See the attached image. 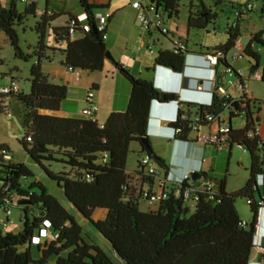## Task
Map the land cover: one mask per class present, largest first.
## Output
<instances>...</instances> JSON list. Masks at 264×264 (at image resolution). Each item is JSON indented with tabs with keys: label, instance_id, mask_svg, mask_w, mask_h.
Listing matches in <instances>:
<instances>
[{
	"label": "trees",
	"instance_id": "1",
	"mask_svg": "<svg viewBox=\"0 0 264 264\" xmlns=\"http://www.w3.org/2000/svg\"><path fill=\"white\" fill-rule=\"evenodd\" d=\"M179 1L147 0L168 20L178 19ZM251 1L242 4L236 0H190L187 29L200 31L214 26L215 30L224 24L227 39L211 51L227 56L240 36V11L247 4L252 5ZM255 1L260 3L259 14L264 19V0ZM38 2L8 0L3 4L0 0V33L13 48L16 59L34 61L29 69V93L20 90L0 93V113L5 112L9 99L22 105L24 135L20 146L30 162L62 191L69 206L88 225L89 232L47 192L25 164L12 163L8 149L0 146V209L5 212L17 208L22 218V228L16 234L3 232L7 219L0 223V264H47L51 260L55 264H251L259 212L264 211V142L255 131L261 103L247 97L240 73L226 59L219 60L215 68L217 85H220V70L229 68V77H234L241 87L236 91L237 97L214 93L210 105L178 102L179 113L169 127L179 130L174 140L187 144L192 143L193 125L206 128L210 126L209 116H224L229 127L227 151L237 146L250 158L245 185L227 193L226 181L222 179L215 190L196 189V184L207 179L206 173L199 172L195 180L189 175L181 183L169 182L162 187L166 198L149 205L141 197L142 190L145 187L153 190L151 183L156 179L145 175L141 159L155 156L159 162L152 160L157 168L162 171L166 167L153 152L150 141L147 140V147L141 141L146 136L149 106L153 101H176L177 96L164 94L161 99L152 81L134 78L121 68L120 74L130 86L123 112L110 113L102 126L97 124L95 115L85 119L52 115L66 99L68 88L53 84L43 73L41 64L51 62L53 53L59 52L63 57L61 65L68 71L101 72L106 60V38L103 39L106 27L102 33L96 30L95 15L105 6L91 0H76L81 15L86 16L84 22H78V16L68 15L64 25L52 26L59 16L49 9L37 15ZM29 18L35 21L32 30L37 42L29 48V53H24L18 46L16 29L23 27ZM83 23L89 26L88 32L82 30ZM154 31L167 35L158 29ZM262 35L263 32L252 35L242 50V57L248 59V77L260 68ZM185 54L187 49L176 51L173 46L168 51H159L153 70L180 72ZM260 82L264 84V66L260 70ZM237 118L244 121L242 127H233L232 121ZM132 143L138 144L139 153L144 155L137 168L129 172L126 161ZM52 164L60 165L61 169L51 170ZM186 192L189 194L185 199ZM237 199H246L250 221L240 219L235 207ZM140 201L148 205L146 211L139 209ZM190 208L192 213L188 215ZM98 211L103 213V218L94 220L93 215ZM43 230L55 238L40 237ZM89 234L104 242L107 253ZM37 237L40 239L34 243Z\"/></svg>",
	"mask_w": 264,
	"mask_h": 264
},
{
	"label": "crops",
	"instance_id": "2",
	"mask_svg": "<svg viewBox=\"0 0 264 264\" xmlns=\"http://www.w3.org/2000/svg\"><path fill=\"white\" fill-rule=\"evenodd\" d=\"M93 3L98 5H103L105 8L101 10L103 13H107L109 15V19L107 20L106 26V40L105 46L107 51L111 54L112 58L115 60V63L119 65L122 69L127 71L134 78H139L146 81L153 80V67L154 60L156 56L152 53L153 47H156L157 53L159 51H168L172 48L174 42H181L184 44L188 53L193 56L187 59V65L189 66H197L200 69H188V76L193 78V80L185 79L182 82H179V78L173 77V75L168 72H159L157 77V84L162 88L163 91H172V92H180L181 87L193 89L195 81L194 79H208L210 77V73L205 71L206 67L200 56L204 54L212 53L213 51L206 49L202 50V46L198 50H192L189 47V35L190 31L187 29V15L186 17L180 21L177 20H168L164 16H162L163 24L165 29L167 30V35L163 36L157 31H154L153 28L148 30H143L137 19V11L131 7V3L134 0H91ZM39 3V2H38ZM113 5V6H112ZM38 6V4H37ZM45 9H49L53 11L56 15H70V16H80L81 10L76 2L73 7L69 8L67 5H61L56 3L54 0H46L43 9H37V15L43 12ZM253 12V8L251 10ZM250 11V12H251ZM257 13V12H256ZM248 12L246 15L240 20L241 22H247ZM259 23H261L262 18L260 14L256 15V19ZM67 21V19H66ZM65 21V23H66ZM64 23V24H65ZM63 24V25H64ZM62 26V25H59ZM240 27V25H239ZM240 32V28H239ZM263 32L261 40L264 41V28L259 30L258 32L246 33L243 35V43L242 41H236L234 49H236L240 53L245 45L250 41L251 36ZM241 36V34H240ZM239 36V37H240ZM151 47V52L148 48ZM261 53H264V50H260ZM55 53H53L52 57ZM235 55V54H234ZM55 57V56H54ZM52 58L51 62H43L41 64V69L45 75H47L48 79L53 84L65 85L68 88V94L66 99L60 105V108L57 112L52 113V115L60 118H75V119H85L84 110L86 108V89L79 86L77 82L81 79V76L76 74V71H68L61 65V61L63 60L62 55L60 54V58H57L54 61ZM232 60V56L230 58ZM228 57L226 56V61L229 63ZM108 62V65L107 63ZM231 66V65H230ZM118 66L110 60H105L102 71L106 70L107 74L110 75L111 80L115 81V88L112 91L113 96L110 99V110L112 112H123L127 106L129 94H130V86L128 82L121 76V70L117 69ZM232 67V66H231ZM249 67V65H248ZM233 68V67H232ZM234 69V68H233ZM235 70V69H234ZM101 71V72H102ZM242 76L245 84V80L251 79L254 82H260V73H257L248 77L244 75V73L239 72ZM199 80L197 83L202 85L203 91H207L209 84L205 81ZM250 81V80H249ZM227 83V85H226ZM255 83L249 82L247 83L246 90L247 95L252 101L260 102V110L257 114L258 117V126L259 133L258 136L264 142V88H257L254 86ZM225 85L227 87H225ZM246 85V84H245ZM95 87L94 91L97 93L98 98L94 100L97 111L95 113V120L100 112L101 107V97H100V84L96 82L90 83V88ZM220 87L223 91L230 94L232 97H237L234 94V89L229 85L228 81L226 82V77H224L223 81L220 82ZM89 88V87H88ZM87 88V89H88ZM89 90V89H88ZM183 96L185 99L194 100L199 104H208L209 96L205 93H192L189 91H183ZM95 98V97H94ZM80 109V112H79ZM151 115L154 120H150V129L148 134H156L160 137H150V139L160 140V142L165 143L166 149L163 151V156L157 153L155 149L152 150L155 155L161 160H163L166 165L164 169L161 171L162 176L165 178L169 173V177L172 180H177L183 178L186 174L199 171L206 173L207 180L212 182L214 188L218 187V182L212 180L210 178V173L213 171V160L207 158L209 156L206 147L214 148L209 145H204L200 143H181L175 142L169 139V131L167 130L168 123L173 121L174 119V109L171 105H156L153 104L151 107ZM97 122V121H96ZM239 128V127H238ZM149 139V141H150ZM201 145V146H200ZM231 151V150H230ZM230 151L228 153L230 154ZM217 152V151H215ZM157 181L152 180V188L153 190H157ZM73 211V215L76 221L83 225V229L85 232H89L88 225L85 221L71 208ZM103 218V213L98 211L93 215L94 220H100ZM264 218V212L261 214L259 219L260 225L264 224L262 221ZM260 232H262L260 230ZM264 232V231H263ZM261 235V233H259ZM96 238V237H95ZM259 241V237H257ZM256 242L258 243V241ZM97 241V239H96ZM261 249H264V239L261 242ZM263 252L255 250L254 259H252L255 263L264 264V260L262 258ZM47 264H55L54 260L49 261Z\"/></svg>",
	"mask_w": 264,
	"mask_h": 264
},
{
	"label": "rangeland",
	"instance_id": "3",
	"mask_svg": "<svg viewBox=\"0 0 264 264\" xmlns=\"http://www.w3.org/2000/svg\"><path fill=\"white\" fill-rule=\"evenodd\" d=\"M3 4H6L8 0H1ZM46 0H39L38 9H43ZM56 3L61 5H67L69 8L73 7L76 4V0H54ZM190 0H180V9H179V16L178 19L182 21L187 15V5ZM196 2V0H193ZM240 3H246L247 0H236ZM252 8L253 12H248V21L241 22L240 25V34L241 36L238 38V41H244L243 35L246 33L251 32H258L260 29L264 28V19H262L261 23H259L256 19V15L259 14L260 3L258 1L252 0ZM113 6V5H112ZM18 9H22V5H18ZM257 12V13H256ZM68 18L67 15H60L53 23L52 26H59L63 25ZM232 17L229 20L232 21ZM34 19L29 18L23 27H18L16 29L17 36H18V46L24 53H29V48L34 46L37 42V35L32 30ZM223 23V22H222ZM224 24L221 25L220 29H215L214 26H209L205 30H191L189 35V47L192 50H198L202 46V50L206 49H213L219 45L225 43L227 36L224 32ZM236 49H232L228 54V59L231 58L234 54L239 55ZM152 53L154 56L157 55L156 47H153ZM55 56V57H54ZM53 58H60V53L56 52ZM56 59H53L56 61ZM34 61L23 62L18 60L14 56L13 48L8 44L5 40V37L2 33H0V91L9 88L12 82H15L20 92L23 94H28L30 85L28 82L29 78V69L30 66L33 64ZM108 65V62H106ZM230 65L235 69L237 73L241 72L244 73L245 76L248 74V59L242 57L237 60H229ZM264 66V53L261 54V61H260V68ZM106 70L102 72H95V73H87L84 71L76 70V74L81 76V79L77 82L79 86H84L86 89L82 91L86 93L88 89H90V83L96 82L100 84V97H101V107L98 116L96 117L97 124L102 126L106 119L108 118L109 114L111 113L110 110V99L113 96L112 91L116 86L115 81L111 80L110 75L106 73ZM250 80V81H249ZM235 82L234 77H226V82ZM252 82L255 83L254 86L257 88H264V84L261 82H254L251 79L245 80V86L247 83ZM227 85V83H226ZM225 85V87H227ZM89 87V88H88ZM88 88V89H87ZM237 95L236 92H234ZM230 95V94H229ZM93 96L98 98L97 93L93 91ZM96 101V100H95ZM6 110L4 113H0V146H5L8 149V155L10 156L12 163H20L25 164L35 175L36 179L39 180L47 189V192L57 198L62 206L66 208L69 213L73 214V211L70 209L69 204L63 197L62 191L56 186L55 183L51 182L41 173L39 168L35 166L30 160L28 159L27 155L23 151L22 147L19 144V141L22 139L24 135V130L22 127V105L12 99H9L5 103ZM80 112V109H79ZM243 120L240 118L234 119L232 121V125L235 128L243 126ZM150 143L157 153L163 156V151L166 149L165 143L160 142V140L150 139ZM201 146V145H200ZM210 158L213 160V171L210 173V178L219 183L220 180L225 179L226 186L225 191L227 193H232L235 191L240 190L246 183L247 179L249 178V165H250V158L247 153H244L240 148L237 146H233L230 154L228 151L224 152H215L210 147H206ZM140 147L136 143H132L130 146V153L128 154L127 161H126V170L129 172L134 171L137 168V162L143 157V153H139ZM51 170L59 171L61 166L58 164H52L50 166ZM186 206V205H185ZM236 210L238 215L242 221L248 222L251 220V213L249 210L248 205L246 204V199H237L235 203ZM148 205L145 202H139V209L141 211H146L148 209ZM9 210V209H7ZM192 213V209H189L188 215ZM20 211L17 208H11L9 214L6 215V211L4 212L3 209H0V223L5 222L6 228L3 232H9L12 234H16L22 228L21 222L19 221ZM264 222V218H262ZM259 225V228L262 229L264 224ZM1 228V225H0ZM260 232V230H259ZM90 237H96L95 234H89ZM97 245L107 253V248L103 244L99 237L97 236ZM22 250V249H21ZM257 251H260L257 249ZM262 251V250H261ZM255 250L251 253V260L254 259Z\"/></svg>",
	"mask_w": 264,
	"mask_h": 264
},
{
	"label": "built area",
	"instance_id": "4",
	"mask_svg": "<svg viewBox=\"0 0 264 264\" xmlns=\"http://www.w3.org/2000/svg\"><path fill=\"white\" fill-rule=\"evenodd\" d=\"M20 2H25L26 0H18ZM37 0H33V2H36ZM131 7L137 11V19L138 22L143 30H149L150 28H153L154 30L158 29L162 33H167V30L164 27L163 20H162V15L160 12L156 11L149 3L147 0H134L131 3ZM248 10H252V5L247 4V7L243 10L240 11V19H242ZM44 13L41 12L39 15H42ZM46 14H50L49 11L46 12ZM96 18V30L100 33L105 31L106 23L107 20L109 19V15L107 13L103 12H98L95 15ZM86 19V16L84 14L80 15L77 17L78 22H84ZM75 23L74 21L71 22V26H73ZM82 30L84 32L89 31V26L87 24H84L81 26ZM105 35H103V39H105ZM173 48L176 51H181L184 52L186 50L185 46L181 42H174L173 43ZM148 50L151 52V47L148 48ZM264 50V46H263ZM242 51L239 53V55L235 54L232 56L233 60H237L242 58L241 55ZM187 54H185L186 56ZM203 64L206 66L204 68L205 71H208L210 73V77L208 79H203L202 81H205L209 84L208 90L203 91L202 85H199L197 82H195L194 86V92L196 93H205L209 96V102L208 105L211 104L212 101V96L214 93H217L219 96H224V97H232L229 95L227 92L223 91L220 85H217V71H216V66L219 63V60L226 59V56L223 55L221 52H212V53H207L202 56H200ZM196 69L198 67H195ZM231 70L229 68H222L220 70V82L223 81L224 77L230 76ZM173 77H179V73H171ZM230 86L233 87L234 91H238L241 89L239 87V84L236 82H228ZM19 89L16 85L15 82L11 83V86L9 88H5L0 91L2 94H8L11 92H17ZM247 94V90L245 91ZM237 93V92H236ZM248 97V95H247ZM236 98V97H232ZM249 98V97H248ZM250 99V98H249ZM251 100V99H250ZM86 108L84 110V115L86 118H92L94 117L96 111H97V106L94 102V96L93 92H88L86 95ZM184 118V115L181 116ZM207 120L210 122V126L206 128H200L197 125H193L192 132H191V141L192 143H200L204 145H209L214 148L215 151L217 152H224L228 148V134H229V127L227 125L226 119L224 116H219L218 118H213V117H208ZM256 134L258 135L259 133V126L255 128ZM174 133L177 135L179 133V130L175 129ZM186 144V143H184ZM245 152V150H242ZM141 168L145 175L150 176V177H155L157 181V190H149L148 187H145L142 190V195L141 197L146 200V202L149 205L156 204L157 202L164 200L166 198V193L163 191V188L165 185H167L169 182H176V183H181L182 180L186 179L189 174H186L183 178L177 179V180H172L169 177V174L164 178L161 175V171L157 168L155 165L154 161L152 160L151 157L144 156L141 159ZM199 172V171H197ZM192 173V172H191ZM196 189L198 188H205L206 190H215L214 185L212 182L206 180H201L198 184H196ZM188 192H186L185 199L188 197ZM6 210V215L9 214L10 209ZM3 224V222H1ZM40 237H48L49 239H54L55 236L52 234H46L45 230H43L40 233ZM40 237L34 238L33 242L38 243Z\"/></svg>",
	"mask_w": 264,
	"mask_h": 264
},
{
	"label": "clouds",
	"instance_id": "5",
	"mask_svg": "<svg viewBox=\"0 0 264 264\" xmlns=\"http://www.w3.org/2000/svg\"><path fill=\"white\" fill-rule=\"evenodd\" d=\"M190 56L192 57L193 55L190 54V53H188L186 56L184 55V62H183L182 70L180 72H177V73H179V77H178L179 78V82H182L185 79H188V80H191L192 79L193 80V78H190L188 76V74H189L188 69H196L195 67H197V66H189V65H187V59ZM197 69H200V68L198 67ZM161 71L168 72L169 74L173 73L172 71H170L168 69H164V68H157L156 70H153V73H152V75H153L152 83H153L154 88L156 90H158L159 93L161 92L163 94H174V95H176L177 96V100L176 101L165 102V103L158 102V101L151 102V104L149 106V113H148V120H147V130H146V136H145L147 138V140H149L150 137H160V136H158L156 134H153V133L148 134L149 129H150V123L149 122H150V120H154V118L151 115V107H152L153 104H156V105H171V106H173V109H174V119H173V121H171L169 123L174 122L176 120V118H177V115L179 113L178 102H180V103L181 102H188V103L190 102V103H197V104H199L198 102H196L194 100L185 99L184 96H183V93H182L183 91H189V92H192V93H196L193 90L194 88L193 89H189L187 87L186 88L181 87L180 92H176V91L175 92H172V91H163L162 88L156 83L157 80H158L157 79L158 74ZM199 80H202V79H198V78L194 79L195 82H198ZM194 86H195V84H194ZM200 105H208V104H200ZM169 123H168V126L166 127L167 130L170 133V135H169L168 138L171 139V140H173V141H175V142H178V141L174 140L175 135H176L174 133V130L175 129L169 127ZM194 172H197V171H194ZM194 172H192V173H194ZM197 173H199V172H197ZM188 174L191 175V173H188ZM263 212H264L263 210H260V212H259L258 223H259V219L261 217V214ZM259 230H261L262 232H259ZM263 231H264V226L262 227V229H260L259 228V225H258V229H257V232H256L255 237H254V243H255V250H257V249L258 250H262V252L264 254V249H261V242L264 239V232ZM259 233H261V235H259ZM257 237H259V241L257 240ZM256 240L258 241V243L256 242ZM251 264H261V263H255V262L252 261Z\"/></svg>",
	"mask_w": 264,
	"mask_h": 264
},
{
	"label": "water",
	"instance_id": "6",
	"mask_svg": "<svg viewBox=\"0 0 264 264\" xmlns=\"http://www.w3.org/2000/svg\"><path fill=\"white\" fill-rule=\"evenodd\" d=\"M93 31L95 32V29H93ZM105 57H106L107 60H110V61H112L113 63H115V60L112 58V56H111V54L109 53V51H106V53H105ZM117 69H118V70H121V67L118 66ZM159 94H160V98L163 99L164 94L161 93V92H160ZM141 141H142V144H143L145 147L148 146V144H147V138H146V137L142 138ZM151 158H152L154 161L159 162L155 156H151ZM163 164H164V163H162V165H163ZM197 176H198V173H197V172L191 173V178H192V180H195ZM19 221H20V222L22 221L21 216L19 217Z\"/></svg>",
	"mask_w": 264,
	"mask_h": 264
}]
</instances>
